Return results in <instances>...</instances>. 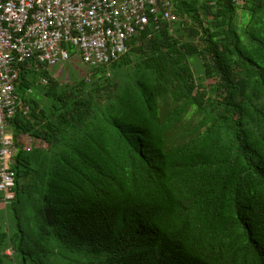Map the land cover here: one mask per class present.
<instances>
[{"label": "trees", "instance_id": "obj_1", "mask_svg": "<svg viewBox=\"0 0 264 264\" xmlns=\"http://www.w3.org/2000/svg\"><path fill=\"white\" fill-rule=\"evenodd\" d=\"M174 13L88 79L20 64L0 264H264V0Z\"/></svg>", "mask_w": 264, "mask_h": 264}, {"label": "built area", "instance_id": "obj_2", "mask_svg": "<svg viewBox=\"0 0 264 264\" xmlns=\"http://www.w3.org/2000/svg\"><path fill=\"white\" fill-rule=\"evenodd\" d=\"M248 1L234 0L239 7ZM174 8L175 0H0V192L6 203L15 196L11 118L18 108L30 110L16 92L20 64L52 69L74 48L90 66L116 61L145 25L175 20ZM19 139L27 150L36 140L26 134Z\"/></svg>", "mask_w": 264, "mask_h": 264}, {"label": "rangeland", "instance_id": "obj_3", "mask_svg": "<svg viewBox=\"0 0 264 264\" xmlns=\"http://www.w3.org/2000/svg\"><path fill=\"white\" fill-rule=\"evenodd\" d=\"M74 53L71 54V57L67 60H61L57 65H55L51 71L52 75L56 77L62 83H72L73 78L80 79H88L89 76V68L90 65L84 62L82 59L81 53L77 48L73 49ZM197 61H195V64ZM196 69L199 70L198 65L196 64ZM113 76L119 78L123 83L129 81L139 80L142 76L141 73L136 72V69L132 65H126L123 67H117L112 71ZM43 89L39 87L36 91H40ZM4 203H0V207H4Z\"/></svg>", "mask_w": 264, "mask_h": 264}]
</instances>
